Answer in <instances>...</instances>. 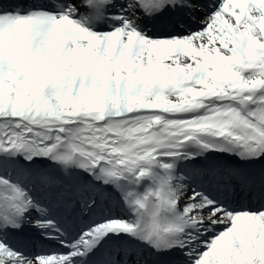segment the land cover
<instances>
[{
    "label": "snow or ice",
    "instance_id": "obj_1",
    "mask_svg": "<svg viewBox=\"0 0 264 264\" xmlns=\"http://www.w3.org/2000/svg\"><path fill=\"white\" fill-rule=\"evenodd\" d=\"M0 264H264V0H0Z\"/></svg>",
    "mask_w": 264,
    "mask_h": 264
}]
</instances>
